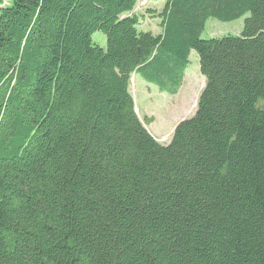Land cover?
Returning <instances> with one entry per match:
<instances>
[{
  "label": "trees",
  "instance_id": "obj_1",
  "mask_svg": "<svg viewBox=\"0 0 264 264\" xmlns=\"http://www.w3.org/2000/svg\"><path fill=\"white\" fill-rule=\"evenodd\" d=\"M138 2L0 0V264H264V0H165L158 35ZM192 50L164 144L129 82L176 94Z\"/></svg>",
  "mask_w": 264,
  "mask_h": 264
},
{
  "label": "rangeland",
  "instance_id": "obj_2",
  "mask_svg": "<svg viewBox=\"0 0 264 264\" xmlns=\"http://www.w3.org/2000/svg\"><path fill=\"white\" fill-rule=\"evenodd\" d=\"M164 5L165 0H139L134 10L139 16L138 29L160 34L162 19L157 14L162 11ZM149 11H155L156 14ZM247 17L248 15L229 22L211 17L207 20L201 38L239 35ZM93 40L103 47L106 46V36L103 32H96ZM205 85L206 78L200 70L199 56L192 50L185 76L176 94L161 91L157 85L148 83L137 73L132 74L129 89L134 96L141 120L146 122V118H151L152 122L147 124V128L159 142L166 144L170 142L176 127L195 114Z\"/></svg>",
  "mask_w": 264,
  "mask_h": 264
},
{
  "label": "water",
  "instance_id": "obj_3",
  "mask_svg": "<svg viewBox=\"0 0 264 264\" xmlns=\"http://www.w3.org/2000/svg\"><path fill=\"white\" fill-rule=\"evenodd\" d=\"M145 126H147V125H145Z\"/></svg>",
  "mask_w": 264,
  "mask_h": 264
}]
</instances>
